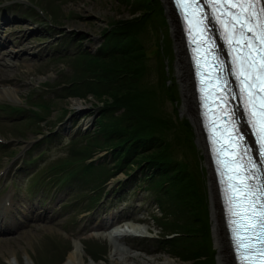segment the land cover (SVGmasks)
<instances>
[{
  "label": "rangeland",
  "instance_id": "1",
  "mask_svg": "<svg viewBox=\"0 0 264 264\" xmlns=\"http://www.w3.org/2000/svg\"><path fill=\"white\" fill-rule=\"evenodd\" d=\"M3 5L7 8L3 9ZM163 6H166L165 2ZM165 13L168 16L166 7ZM2 14L17 18L0 24V36L7 45L5 50L15 52L13 64H0V77L3 78L0 80V137L9 142L0 149V170L15 160L7 180L0 182V200L11 191L15 194L14 208L1 223L4 230L0 233V264H63L74 243L78 244L80 251L77 264H190V261L179 260L172 254L156 251V246L145 247L140 242L144 236L127 234L108 240L94 235L112 221L131 218L146 224L151 235L156 237L159 228L149 215L157 209L152 193L146 188L131 185L120 194H107L94 211L75 215L82 204H86L87 196L81 190L84 185L73 190L68 182L57 189L52 187L43 191V186L35 187L37 183L32 180L36 169L63 153L65 143L73 133L93 129L94 118L102 105L90 94L85 98L53 99L43 89V85L61 80L69 70L66 61L52 55L55 43L94 51L106 28L111 24L115 27L117 20L132 17L129 6L121 0H0ZM50 21L53 25H49ZM63 34L64 37H59ZM139 39L146 51L147 69L143 83L156 88L165 81L173 86L171 78L174 74L172 77L168 75V60L162 51V29L148 26ZM4 58L6 56L0 54V62ZM160 71L165 79L161 78ZM2 87L12 90V94L1 92ZM33 98H44V102L51 99L46 111L47 125L42 127L54 125L63 142L45 140L36 145H41L39 147L31 146L36 141L34 129L38 125L24 120L9 106H24ZM77 105L80 107L75 108ZM156 110L163 117L171 118L172 122L177 118L180 121L186 119L181 113L179 99L169 101L164 95ZM177 127L173 124L166 128L164 138L171 142L173 160L186 162L190 167L202 151L195 136L194 145L199 152L194 146V153L184 144L175 146L172 138L178 132ZM30 147L32 157H38L34 162H22V157L29 158ZM199 163L201 166L205 164L201 158ZM116 178L124 180V174L119 173ZM115 179L110 181V189L117 185ZM128 213L130 216L126 217Z\"/></svg>",
  "mask_w": 264,
  "mask_h": 264
},
{
  "label": "trees",
  "instance_id": "2",
  "mask_svg": "<svg viewBox=\"0 0 264 264\" xmlns=\"http://www.w3.org/2000/svg\"><path fill=\"white\" fill-rule=\"evenodd\" d=\"M121 1L129 6L132 17L114 20L116 26L111 27V24L105 29L100 46L94 52L81 47H67L68 51L59 53L58 57L68 63L69 70L61 80L45 87L51 90L55 99L85 98L90 94L102 105L97 111L93 129L79 138L72 137L65 155L41 171L47 172L46 183H61L65 180L61 171L73 161H84L94 153L108 150L109 160L106 156L97 162H82L75 173L88 182L84 186L93 192L88 195L90 204L85 209L92 207L102 192L100 186L117 172L122 171L129 176V182L143 179L155 192L160 210V215L154 217L160 227V238L155 242L179 260L190 261V264H213L215 250L210 221L207 213L201 212L202 196L195 172L191 164L188 167L186 162L179 163L171 157V142L164 138V130L172 127L174 122L156 110L164 95L173 99V89L165 81L156 88L143 83L147 69L146 51L139 35L148 26L157 27L153 17L155 12L161 13L165 19L162 3L160 0ZM160 76L165 79L162 71ZM37 105L43 114L31 110L26 113V118L33 115L35 120L32 122L40 125L48 115L49 104L39 100ZM178 120L186 135L181 138L177 134L180 131L178 126L172 141L175 146L184 144L191 149L190 144L194 145V140L190 122ZM35 132L45 133L39 128ZM46 132L51 133L52 129ZM50 135L53 137L55 134ZM136 169L138 172L132 174ZM123 186L118 188L123 189Z\"/></svg>",
  "mask_w": 264,
  "mask_h": 264
},
{
  "label": "bare ground",
  "instance_id": "3",
  "mask_svg": "<svg viewBox=\"0 0 264 264\" xmlns=\"http://www.w3.org/2000/svg\"><path fill=\"white\" fill-rule=\"evenodd\" d=\"M167 4V1L165 0ZM168 16L167 19L161 17V13L158 11L153 14L156 18L157 29L161 30L163 33V48L162 51L165 52L168 60V75L174 74V78H171L173 89V99L167 96L169 101L178 100L181 102V113L186 115V119L190 122L192 128V137L195 136L196 142L199 145L198 148L202 151V154L198 156L191 166L193 167L194 175L196 177V182L198 184V191L200 192L202 198L200 201L201 212L207 213L210 221L211 227V239L214 243L215 248V259L213 264H233V257L229 251L227 234L223 224L222 211L219 204L218 193L216 189L215 180L208 174V159L206 160L203 156L206 153L205 138L201 130L200 120L198 117L197 102L194 92V84L192 80L191 68L184 47V42L181 35V28L178 20L174 18L171 9L167 6ZM169 17V19H168ZM167 20V21H166ZM20 41L19 43H21ZM4 58L0 64L7 66L8 64H13L12 56H15V52L7 51ZM3 79L0 77V80ZM1 92L12 94V90L2 87ZM80 107V105L75 106V108ZM176 107H174V110ZM184 117V116H183ZM178 120H175L174 124L178 125ZM182 123V121H181ZM180 131L177 133L183 138L186 135L182 125H178ZM185 130L188 133V129L185 126ZM195 145L191 144V152L194 153ZM197 149V148H196ZM199 152V149H197ZM204 160V166H201L199 159ZM208 163V164H207ZM148 232V228L139 222L126 220L121 224H115L107 229L97 231L94 235L101 237L103 239L111 240L113 237L120 235H137L141 236ZM78 244L74 243L73 248L68 252L66 259L63 264H77V256L80 251L78 249ZM137 255L135 252H131ZM116 262V261H115Z\"/></svg>",
  "mask_w": 264,
  "mask_h": 264
},
{
  "label": "snow or ice",
  "instance_id": "4",
  "mask_svg": "<svg viewBox=\"0 0 264 264\" xmlns=\"http://www.w3.org/2000/svg\"><path fill=\"white\" fill-rule=\"evenodd\" d=\"M261 2L264 3V0H261ZM231 7L242 9L241 13L239 14L237 12H231L229 15V21L232 25L233 31H235V29L237 28L246 29L248 33L255 35L254 29L248 26L250 24H253L255 19H257L259 15V14H255V15L251 14L250 10L253 9L254 5L252 4H249L247 6L232 5ZM225 28L227 31V25H225ZM229 43L231 44L233 43V41L230 39ZM235 43L237 44L238 47H241V48L245 46L248 48H251V43L247 40L245 41L237 40L235 41ZM250 56H251V53H249L248 56H244L242 61H240L238 57L237 72H238L239 77L241 78V84H247L249 88H252L254 87V85L248 80L247 77H245V72L250 73L251 69L255 66V60L254 59L249 60ZM242 63H248V67L245 68L243 71L241 70ZM259 71L264 72V65L260 67ZM260 217H264V213H261ZM259 222L261 223L262 226H264V219H260ZM247 227H255V225H248ZM262 255H264V253H262Z\"/></svg>",
  "mask_w": 264,
  "mask_h": 264
}]
</instances>
